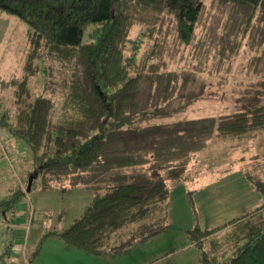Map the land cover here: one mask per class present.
<instances>
[{
    "label": "trees",
    "instance_id": "1",
    "mask_svg": "<svg viewBox=\"0 0 264 264\" xmlns=\"http://www.w3.org/2000/svg\"><path fill=\"white\" fill-rule=\"evenodd\" d=\"M220 1L264 6V0ZM203 7L204 0H0V11L27 23L34 46L23 76L15 80L14 105L0 108V128L27 143L31 185L37 181L41 189L94 190L82 212L67 225L47 230L22 262L7 260V246L0 264H32L49 236L102 254L161 232L166 227L159 214L167 196L165 173L184 169L214 135L264 129V102L251 112L148 121L152 114L183 109L187 85H178L175 70H162L165 64L155 61V50L140 51L143 36L169 20L177 39L191 43ZM137 24L145 29L134 38ZM40 48L58 63L59 107L53 95L33 94L29 88ZM149 85H156L163 100L150 109ZM122 147L131 151L112 152ZM247 172L262 196L258 204L211 227L196 222L185 229L200 249L196 264H264V178ZM26 194L18 185L0 197L1 221L7 222L1 227L16 222V203Z\"/></svg>",
    "mask_w": 264,
    "mask_h": 264
},
{
    "label": "rangeland",
    "instance_id": "2",
    "mask_svg": "<svg viewBox=\"0 0 264 264\" xmlns=\"http://www.w3.org/2000/svg\"><path fill=\"white\" fill-rule=\"evenodd\" d=\"M143 29L144 25L137 24L131 35L136 38ZM151 48L158 53L155 61L165 64L162 70H175L178 85L187 87L183 109L172 115L152 114L148 121L231 114L241 109L251 112L253 106L264 102V6L204 0L191 43L180 42L173 22L166 20L161 28L157 25L144 34L140 51ZM33 49L27 23L16 14L0 11V108L14 105L15 80L23 76ZM38 53L33 58L30 91L53 95L59 107L58 63L41 48ZM146 88L151 96L147 108L161 105L156 85ZM130 151L122 147L112 152ZM107 157L98 162L99 169ZM190 158L181 171L164 172L167 196L159 214L166 227L161 232L102 254L49 236L32 264H181L189 255H196L198 262L200 249L191 244L185 229L196 222L206 227L225 222L258 204L262 197L246 175L250 170L264 178V129L240 136L214 135ZM30 164L27 143L0 128V197L18 185L27 190L16 203V222L8 229L0 226V254L9 246L7 260L18 263L29 256L47 230L67 225L78 216L94 194L86 187L67 191L41 189L37 181L31 185L26 174ZM190 190L196 210L189 200ZM2 217L0 213V221Z\"/></svg>",
    "mask_w": 264,
    "mask_h": 264
},
{
    "label": "crops",
    "instance_id": "3",
    "mask_svg": "<svg viewBox=\"0 0 264 264\" xmlns=\"http://www.w3.org/2000/svg\"><path fill=\"white\" fill-rule=\"evenodd\" d=\"M80 187H82V186H80ZM261 197V196H260ZM261 199H262V197L260 198V201H261ZM259 201V202H260ZM256 205V204H255ZM253 207V206H252ZM251 207V208H252ZM250 208V209H251ZM57 238H60V237H57ZM60 239H62V238H60ZM63 240V239H62ZM190 242H191V244H194V242H192L191 240H190ZM196 256V255H195ZM195 256H191V255H189V256H187L184 260H183V262H181V264L183 263V264H196L197 262H196V260H194L195 259Z\"/></svg>",
    "mask_w": 264,
    "mask_h": 264
}]
</instances>
